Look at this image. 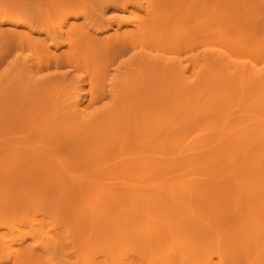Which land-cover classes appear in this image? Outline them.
I'll list each match as a JSON object with an SVG mask.
<instances>
[{"label": "rangeland", "instance_id": "1", "mask_svg": "<svg viewBox=\"0 0 264 264\" xmlns=\"http://www.w3.org/2000/svg\"><path fill=\"white\" fill-rule=\"evenodd\" d=\"M107 1L0 0L9 18L32 17L0 24V209L63 243L58 263L22 213L0 222L9 248L32 264H264V0H150L166 27L149 41L124 33L147 0ZM61 23L97 43L94 58L69 38L54 46L44 30ZM73 100L105 123L70 137Z\"/></svg>", "mask_w": 264, "mask_h": 264}, {"label": "bare ground", "instance_id": "2", "mask_svg": "<svg viewBox=\"0 0 264 264\" xmlns=\"http://www.w3.org/2000/svg\"><path fill=\"white\" fill-rule=\"evenodd\" d=\"M92 1V0H91ZM114 2H115V0H113ZM117 2H118V0H116ZM130 3V5L133 7L134 6V3L132 2V1H130V0H128ZM144 1V0H143ZM146 1V0H145ZM144 1V2H145ZM149 3L145 6V5H143L144 7H143V9L145 10L144 11V13H145V17L143 18V19H141V20H138V22H135V23H133V26H134V31H131V32H124L125 34H128V35H132V36H129V37H141L140 39H146L147 37H149L151 34H153V33H157V31L158 30H162L163 28H165L166 27V24H163V17L161 16V8L159 7V4H157V6L155 5V7L153 8V9H151V6L150 7H148V5H150V0H147ZM208 1H210V0H208ZM208 1H206L208 4H209V2ZM85 2V1H84ZM107 2H112V1H107ZM114 2H112L113 4H114ZM137 2L139 3V1L137 0ZM136 2V3H137ZM186 2V1H185ZM196 2V1H195ZM90 3V2H89ZM133 3V4H132ZM184 3V2H183ZM187 3V2H186ZM210 3H213V1L211 2L210 1ZM80 4V3H79ZM86 4V3H85ZM85 4H83V5H85ZM91 4V3H90ZM128 3H127V5H129ZM145 4V3H144ZM182 4V3H181ZM190 4V3H189ZM197 4H199V3H197ZM83 5H82V7H83ZM93 5H95V4H93ZM126 5V6H127ZM125 6V7H126ZM187 6H188V3H187ZM198 6V5H197ZM207 6H210V5H207ZM0 7H1V9H0V11L3 13L4 12V10L5 9H11V11L13 10V8L14 7H16V6H14L13 7V5L11 4V2H8V4H6V5H0ZM2 7H4L5 9H3V11H2ZM71 7L72 6H69V8H70V10H71ZM87 7V6H86ZM86 7L85 8H83L84 9V12H85V9H86ZM92 7V6H91ZM135 7H137V6H135ZM175 7H177V6H175ZM203 7H205L204 5H203ZM67 8V7H66ZM74 8V7H73ZM76 8V7H75ZM77 8H78V5H77ZM121 8V7H120ZM127 8V7H126ZM196 8V7H195ZM82 9V8H81ZM83 9H82V11H83ZM87 9H88V7H87ZM86 9V10H87ZM201 9V8H200ZM79 10V9H78ZM123 10H124V7H123ZM203 10V9H202ZM204 10H205V8H204ZM7 11H9V10H7ZM6 12V10H5V12H6V14H8L7 15V17L5 16L6 14H5V12L3 13V15H0V24L2 23V24H7V23H12V24H19V25H22V24H27V25H30V19L32 18H29V20L28 21H20L19 22V19L17 18V20H15L13 17H14V15L13 16H11L10 18H9V16L10 15H12V14H9V13H14V12ZM88 11V10H87ZM87 11H86V13H87ZM16 12V11H15ZM65 12H67V11H65ZM69 12V11H68ZM71 12H72V10H71ZM216 13V11H213V13ZM19 13V12H18ZM201 13V12H200ZM203 14H204V12H202ZM207 13V12H206ZM211 13V15H213L212 14V11L210 12ZM20 14V13H19ZM72 14V13H71ZM78 14V13H77ZM76 13L74 14L75 15V17H76V15H77ZM102 14H103V11H102ZM101 14V15H102ZM208 14V13H207ZM22 15V14H21ZM79 15V14H78ZM83 15V14H82ZM205 17H206V14H205ZM209 17V16H208ZM215 17V16H214ZM214 17H212V18H214ZM16 18V17H15ZM69 18V17H68ZM211 17H209V20H211L212 19ZM204 19V18H203ZM65 20H67V19H65ZM134 20V19H133ZM132 20V21H133ZM128 21V20H127ZM131 21V20H130ZM174 21V20H173ZM206 21H208L207 19H206ZM68 22V21H67ZM134 22V21H133ZM127 23V22H126ZM173 23V22H172ZM209 23H211L212 25H213V23L212 22H209ZM209 23H207V25L209 24ZM32 24V23H31ZM47 24V23H46ZM68 25H69V23H67ZM168 24V23H167ZM180 24V23H179ZM216 24V23H215ZM58 25V24H57ZM57 25H55V27H53V28H56V26ZM67 25V26H68ZM125 25V24H124ZM51 29H52V27L50 26V25H48ZM66 26V23L64 24V23H61V24H59V26H57V28L56 29H58V32H52V30L49 28V30H48V28H47V30L48 31H50L51 30V32H49V33H47V31L46 30H44V32H46V34H48L49 36H51V38L50 39H55V41L56 40H59L58 42H56L55 43V47L56 48H60V43H64V41L67 39V40H69V41H67V43H69L68 44V46H71V45H73V43H74V48H77V49H79V50H81V47H83V46H85L83 49H85L89 54V56L90 57H92L93 56V54H97V53H95V52H99L98 50H96L95 48H92V47H95V46H97V43H95V44H85V41H84V38H85V36H82V35H79L76 31H75V29L73 28V27H71V26H68L67 27ZM215 26V25H214ZM216 28V27H215ZM210 29V28H209ZM208 29V30H209ZM213 29V28H212ZM116 30H118V29H116ZM54 31V30H53ZM191 31V30H190ZM218 31V30H217ZM261 31V30H260ZM122 32V34H119L118 32H116L115 33V39L117 38V37H121V36H123V33ZM216 31H212V32H209V34H211V35H213L214 33H215ZM262 32V31H261ZM217 33H219V31L217 32ZM216 33V34H217ZM257 33V32H256ZM260 33V32H259ZM75 35H77V39L76 38H74L73 36H75ZM219 35H221V34H219ZM218 35V36H219ZM82 36V37H81ZM214 36V35H213ZM248 36V35H247ZM166 37H168V35H166ZM257 37V36H256ZM69 38V39H68ZM106 38V37H105ZM165 38V37H164ZM209 38L211 39V41H209L210 39H205V41H203V43H206L207 45H209V44H211V46L212 45H215L216 46V44L217 43H215V41L213 40L214 38L213 37H211L210 35H209ZM107 39H109V38H107ZM149 38H147L146 40H148ZM218 39V38H217ZM252 39V38H251ZM110 40V39H109ZM131 40H133L132 41V43L133 42H135L136 41V39L135 38H132ZM145 40V41H146ZM244 40V39H243ZM248 39H246V41H247ZM149 41V40H148ZM209 41V42H208ZM224 41V40H223ZM228 41V40H227ZM226 41V42H227ZM251 41V40H250ZM137 42V41H136ZM208 42V43H207ZM234 42H236V41H234ZM253 41H251V43H252ZM66 43V44H67ZM138 43V42H137ZM136 43V44H137ZM145 43V42H144ZM147 43V42H146ZM231 43V42H230ZM243 43V42H242ZM250 43V45H252ZM256 43V42H255ZM238 44V43H237ZM247 44V43H246ZM258 44H260V43H258ZM63 45V44H62ZM230 45V44H229ZM236 44H234V47L235 48H233V50L235 49V50H238L237 52H240V54H242L244 51H242L243 49H245V48H247V45H246V47H244L243 49H241L240 50V48H242L241 47V45L242 44H240V46H238L237 45V47L235 46ZM254 45V44H253ZM233 46V45H232ZM256 46H258L257 48H260L259 47V45H256ZM255 46V47H256ZM107 47H111L110 45H108ZM224 47V46H223ZM240 47V48H239ZM70 48V47H69ZM68 48V49H69ZM135 48V47H134ZM252 48V47H251ZM72 49V48H71ZM133 49V48H132ZM145 50V49H144ZM225 50H227V51H229L232 55H234V54H236L235 52H231V49L230 50H228V49H226L225 48ZM249 50V49H248ZM251 50H253V49H251ZM69 51V50H68ZM76 51V50H75ZM247 51V50H246ZM256 51H259V50H256ZM83 52H84V50H83ZM153 52V51H152ZM69 53V52H68ZM205 54L203 55V57H204V59L207 61V63H208V65H210V64H216V62H218L217 64H219V65H221V66H226L227 64V62H226V60H225V58L221 55V54H219V53H217V52H215V51H213V50H207L206 52H204ZM230 53L228 54L227 53V55L229 56L230 55ZM247 53H249V55H253L252 54V52H247ZM254 53V52H253ZM73 54V53H72ZM75 57L73 58V56H71V55H67V58H69V60H71V61H74L75 62V60H76V62H78L77 60H80V61H82V60H86L87 58H90V57H85V58H82V56L80 57V53H78V52H74V54H73ZM136 55V54H135ZM138 55V54H137ZM133 56L134 57V59H136L137 61H139V62H137V63H141V62H143L144 60V62H146V61H148L147 60V57L148 56H143V55H138V56ZM69 56V57H68ZM250 56V57H251ZM133 57H131V63L132 64H134L135 63V61L132 59ZM230 57V56H229ZM232 57V56H231ZM92 58H94V56L92 57ZM34 59V58H33ZM82 59V60H81ZM96 59H98V58H96ZM36 60V59H35ZM60 60V59H59ZM66 60V59H65ZM132 60H133V62H132ZM35 63V62H34ZM33 63V64H34ZM92 64H93V62H92ZM142 64V63H141ZM254 65V64H253ZM88 67V66H87ZM210 67V66H209ZM253 67V66H252ZM31 68V67H30ZM211 68V67H210ZM222 68V67H221ZM254 69V68H253ZM33 70L34 69H32V71L30 70V72L32 73L33 72ZM78 72V71H77ZM96 73V72H95ZM94 73V74H95ZM33 79V78H32ZM92 79V78H91ZM262 80H264V79H262ZM26 81V80H25ZM26 82H28V81H26ZM194 92V91H193ZM82 104L83 103H80V100H73V101H71V103H70V105H71V107H72V109H70L69 111H68V117L66 118V120L67 121H65V124L67 125V127H66V130H67V132H70L68 135L70 136V137H72V135H74L76 132H82V131H84L85 130V127L86 128H88V126H90L91 124H93V125H91V126H101V125H103L104 123H105V121H103L104 120V118L106 117V115L104 114V113H101V114H97V113H95L96 115H86L85 113H84V110H83V107H82ZM65 110V109H64ZM98 110V109H97ZM109 111V110H108ZM98 112H99V110H98ZM63 113H64V111H63ZM106 113V112H105ZM258 122V121H257ZM251 124V123H250ZM257 125V124H256ZM248 128V127H247ZM262 128H264V125H262ZM259 131H261V130H259ZM103 134V133H102ZM245 136V135H244ZM102 137V136H101ZM100 137V138H101ZM103 137H104V135H103ZM240 140V139H239ZM91 141V140H90ZM103 141H104V139H103ZM102 141V142H103ZM116 141V140H115ZM114 141V142H115ZM89 144H91V142L89 143ZM102 144V143H101ZM87 145V144H86ZM88 146V145H87ZM90 146V145H89ZM87 148V147H86ZM98 149V148H97ZM115 149V148H114ZM238 149V148H237ZM96 153V152H95ZM259 153V152H258ZM83 154V153H82ZM39 157V156H38ZM42 158V157H41ZM44 158V157H43ZM18 159V158H17ZM16 159V160H17ZM22 160V159H21ZM44 160V159H43ZM42 160V161H43ZM55 160V159H54ZM11 162H15V160H13V161H11ZM59 162V161H58ZM17 163H20V160H19V162H17ZM41 163V162H40ZM61 163V162H60ZM60 163H59V165H60ZM33 164H35V163H33ZM15 165V164H14ZM37 165V164H36ZM54 166H56V164H54L53 166H50V168H54ZM216 166V165H215ZM31 167H33V165H31ZM39 168H43V170H45L44 168H46L43 164H39V166H38ZM59 167V166H58ZM49 168V166H48V168H47V170H49L50 169ZM62 169H63V171H64V169H65V166L63 165L62 166ZM5 174V173H4ZM20 176V175H19ZM40 176V175H39ZM18 177V176H17ZM16 178V177H15ZM18 179V178H17ZM46 180V179H45ZM16 181V180H15ZM38 182V181H37ZM75 184V183H74ZM68 185H69V181H68ZM71 185V184H70ZM73 185V184H72ZM60 186V185H59ZM72 187V186H71ZM60 188V187H59ZM233 188V187H232ZM64 189V188H63ZM24 198V197H23ZM26 198V197H25ZM220 199V198H219ZM22 201V200H21ZM1 202V201H0ZM10 203V202H9ZM13 203V202H12ZM11 203V204H12ZM24 204V203H23ZM30 204V203H29ZM34 206V205H33ZM2 209H4V206H3V208ZM2 209H0V222H3L4 224H5V221L9 218V217H11V216H13V215H15V214H24V222L26 223V224H29V227L31 228V233H30V235L32 236V239L35 241V244H36V246H38V247H40L42 250H44L48 255H50L53 259H55V260H57L58 261V263L60 262V254H61V250L63 249L62 247H63V243H62V233H61V235H60V232H58V231H56L55 230V228H50V229H47V228H44V224L42 225L41 224V222H40V220H38L37 219V216H27L28 214L26 213V212H20V211H18L17 209H15V207L13 206H10V207H8L7 208V211H5V212H2L3 210ZM24 209H25V207H24ZM29 212V211H28ZM47 213V212H46ZM49 213V212H48ZM47 213V215H48V217H50V215ZM50 213H51V210H50ZM44 221V220H43ZM42 221V222H43ZM53 221H54V219H53ZM50 223V222H49ZM45 224H46V222H45ZM47 225V224H46ZM2 228H5V225H3V224H1L0 225V264L1 263H9V264H32L33 263V254L32 253H27V251H23V252H17L16 250H14V249H11L12 247H11V241L9 242V241H7V240H5V238L3 237V233L1 232V229ZM64 229H66V228H64ZM240 246V245H239ZM9 247H11V248H9ZM35 261V260H34ZM95 262V261H94ZM125 262V261H124ZM89 263V262H88ZM118 263V262H117ZM93 264V263H92ZM126 264V263H125Z\"/></svg>", "mask_w": 264, "mask_h": 264}]
</instances>
